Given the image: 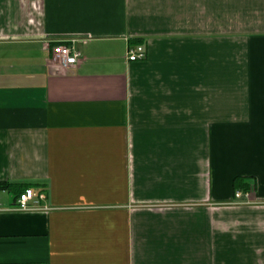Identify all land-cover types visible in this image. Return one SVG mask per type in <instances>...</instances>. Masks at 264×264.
<instances>
[{"label":"crops","instance_id":"crops-1","mask_svg":"<svg viewBox=\"0 0 264 264\" xmlns=\"http://www.w3.org/2000/svg\"><path fill=\"white\" fill-rule=\"evenodd\" d=\"M5 181L0 264H264V0H0Z\"/></svg>","mask_w":264,"mask_h":264},{"label":"built area","instance_id":"built-area-1","mask_svg":"<svg viewBox=\"0 0 264 264\" xmlns=\"http://www.w3.org/2000/svg\"><path fill=\"white\" fill-rule=\"evenodd\" d=\"M53 54L64 67L76 66L79 62L80 54L74 51L71 45L63 44L60 41L55 43ZM145 55L146 52L142 46L129 47L126 51V60L129 62L144 60ZM235 197L241 198V192H236ZM42 199H44L43 195L36 197L32 189H25L24 192L15 199L12 209L18 211L47 209V207H40L39 202Z\"/></svg>","mask_w":264,"mask_h":264},{"label":"trees","instance_id":"trees-1","mask_svg":"<svg viewBox=\"0 0 264 264\" xmlns=\"http://www.w3.org/2000/svg\"><path fill=\"white\" fill-rule=\"evenodd\" d=\"M28 186L7 181L0 182V190L13 192L16 196H19Z\"/></svg>","mask_w":264,"mask_h":264},{"label":"rangeland","instance_id":"rangeland-1","mask_svg":"<svg viewBox=\"0 0 264 264\" xmlns=\"http://www.w3.org/2000/svg\"><path fill=\"white\" fill-rule=\"evenodd\" d=\"M9 198V195L4 192H0V200Z\"/></svg>","mask_w":264,"mask_h":264}]
</instances>
